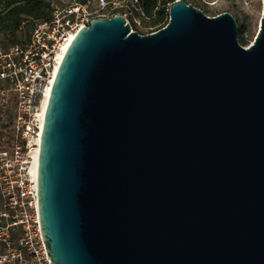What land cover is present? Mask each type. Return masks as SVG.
I'll return each instance as SVG.
<instances>
[{
  "label": "water",
  "instance_id": "water-1",
  "mask_svg": "<svg viewBox=\"0 0 264 264\" xmlns=\"http://www.w3.org/2000/svg\"><path fill=\"white\" fill-rule=\"evenodd\" d=\"M237 32L184 0L147 34L79 28L39 141L50 264H264V7Z\"/></svg>",
  "mask_w": 264,
  "mask_h": 264
},
{
  "label": "built area",
  "instance_id": "built-area-1",
  "mask_svg": "<svg viewBox=\"0 0 264 264\" xmlns=\"http://www.w3.org/2000/svg\"><path fill=\"white\" fill-rule=\"evenodd\" d=\"M99 1L102 10L107 1ZM89 2L38 20L25 43L0 45V118L8 122L0 126V264L51 262L37 205L40 112L70 38L91 18L112 16H92Z\"/></svg>",
  "mask_w": 264,
  "mask_h": 264
},
{
  "label": "rangeland",
  "instance_id": "rangeland-1",
  "mask_svg": "<svg viewBox=\"0 0 264 264\" xmlns=\"http://www.w3.org/2000/svg\"><path fill=\"white\" fill-rule=\"evenodd\" d=\"M107 1L104 9L98 10L99 0H90L88 4L89 12L92 16L110 14H121L125 16L132 30L141 34L153 32L164 26L169 18V5L167 1V9L163 22L155 25H149L150 17L146 16L142 9L138 6L136 0H105ZM186 3L192 4L201 9L205 14L214 16L221 12L227 11L233 15L238 24L239 42L247 47L252 42L259 29L260 19L263 13L264 0H184ZM53 6L55 10L63 8L79 6V4L70 5L69 0H54ZM0 35V39H1ZM6 121L5 118H0Z\"/></svg>",
  "mask_w": 264,
  "mask_h": 264
},
{
  "label": "trees",
  "instance_id": "trees-1",
  "mask_svg": "<svg viewBox=\"0 0 264 264\" xmlns=\"http://www.w3.org/2000/svg\"><path fill=\"white\" fill-rule=\"evenodd\" d=\"M88 1L69 0V4L82 5ZM167 1L173 0H136L142 12L150 17V26L163 22ZM53 3L54 0H0V45L25 43L38 20L52 17L55 11Z\"/></svg>",
  "mask_w": 264,
  "mask_h": 264
},
{
  "label": "bare ground",
  "instance_id": "bare-ground-1",
  "mask_svg": "<svg viewBox=\"0 0 264 264\" xmlns=\"http://www.w3.org/2000/svg\"><path fill=\"white\" fill-rule=\"evenodd\" d=\"M72 38H73V36L70 38V41L72 40ZM70 41H69V43H70ZM69 45V44H68ZM68 45H66L65 47H64V49L62 50V52L60 53V55H59V60H60V58L62 59V57H63V54H64V52L66 51V48L68 47ZM58 60V61H59ZM58 63V62H57ZM56 67L58 68V64H56ZM56 67H55V70H56ZM54 70V72H56ZM54 76V75H53ZM53 81V80H52ZM52 81H51V84L49 85V87H48V89H47V91H46V94H45V96H44V99H43V102H42V106H41V112H40V116H41V125H42V123H43V118H44V113H45V108H46V104H47V100H48V96H49V91H50V88H51V85H52ZM39 141H40V138H39ZM37 151H38V149H37ZM38 153V152H37ZM35 168L37 169V156H36V160H35Z\"/></svg>",
  "mask_w": 264,
  "mask_h": 264
}]
</instances>
